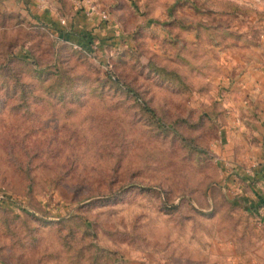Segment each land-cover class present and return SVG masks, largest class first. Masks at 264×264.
I'll return each instance as SVG.
<instances>
[{
	"label": "rangeland",
	"instance_id": "1",
	"mask_svg": "<svg viewBox=\"0 0 264 264\" xmlns=\"http://www.w3.org/2000/svg\"><path fill=\"white\" fill-rule=\"evenodd\" d=\"M19 1L0 0V194L34 219L0 209V264H264L213 151L227 56L264 72V0H91L99 50ZM43 1L71 20L82 0Z\"/></svg>",
	"mask_w": 264,
	"mask_h": 264
},
{
	"label": "crops",
	"instance_id": "2",
	"mask_svg": "<svg viewBox=\"0 0 264 264\" xmlns=\"http://www.w3.org/2000/svg\"><path fill=\"white\" fill-rule=\"evenodd\" d=\"M23 4L34 18L52 27L60 40L76 47L99 50L112 36L108 18L103 21L100 12L87 14L83 2L79 3L81 7L78 2L72 3L71 20L59 16L56 6L48 1L20 0L19 5ZM89 28L92 35H97L96 40L86 34ZM245 54L255 57L253 53ZM227 58L225 64L231 73L222 76L221 82L217 80L219 96L227 99L222 105L225 112L217 119L218 137L213 151L221 169V183L264 227V72L252 68L251 58L243 60V67L239 66L241 60ZM234 71L238 73L233 76Z\"/></svg>",
	"mask_w": 264,
	"mask_h": 264
},
{
	"label": "built area",
	"instance_id": "3",
	"mask_svg": "<svg viewBox=\"0 0 264 264\" xmlns=\"http://www.w3.org/2000/svg\"><path fill=\"white\" fill-rule=\"evenodd\" d=\"M81 2H83V5L86 7V12L87 14H91V13H96L97 12V8L95 6V4L93 2H91V0H82ZM80 2H78V7H81V5L79 4ZM107 15L105 13L101 14V19L103 21H107ZM62 24H64V21H61ZM76 47V46H75ZM80 48V47H78ZM81 49V48H80ZM4 197L2 196V194H0V202L3 200L4 201ZM22 206H18L17 212L15 213H20L19 208ZM12 209V208H11ZM14 210V209H13Z\"/></svg>",
	"mask_w": 264,
	"mask_h": 264
},
{
	"label": "trees",
	"instance_id": "4",
	"mask_svg": "<svg viewBox=\"0 0 264 264\" xmlns=\"http://www.w3.org/2000/svg\"><path fill=\"white\" fill-rule=\"evenodd\" d=\"M129 92H131L130 90H129ZM132 93V95H134L136 98H137V94L136 93H134V92H131ZM146 109H147V111L149 112V114H150V116L153 118V119H155V114H154V112L152 111V110H150L148 107H146ZM222 114H224V112H222ZM222 116V115H221ZM218 118H220V117H218ZM217 118V119H218ZM3 201V200H2ZM2 201L0 202V209H4V210H6L7 209V211H9V212H12L13 214H15V215H18L17 213H15L12 209H10V208H5L1 203H2ZM3 206V207H2ZM19 211H20V214H24V215H26V216H29V217H31V218H33V214H32V212H30L29 210H27V209H25V207H20L19 208ZM65 218H67V217H62V218H60L61 220L62 219H65ZM34 219V218H33ZM56 220H58V219H56Z\"/></svg>",
	"mask_w": 264,
	"mask_h": 264
}]
</instances>
